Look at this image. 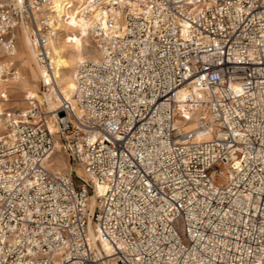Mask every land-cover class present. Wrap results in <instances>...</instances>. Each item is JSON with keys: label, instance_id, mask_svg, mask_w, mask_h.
I'll list each match as a JSON object with an SVG mask.
<instances>
[{"label": "built area", "instance_id": "obj_1", "mask_svg": "<svg viewBox=\"0 0 264 264\" xmlns=\"http://www.w3.org/2000/svg\"><path fill=\"white\" fill-rule=\"evenodd\" d=\"M90 3L81 117L0 107V264H264V0ZM52 4L0 0V79L27 25L51 84Z\"/></svg>", "mask_w": 264, "mask_h": 264}, {"label": "bare ground", "instance_id": "obj_2", "mask_svg": "<svg viewBox=\"0 0 264 264\" xmlns=\"http://www.w3.org/2000/svg\"><path fill=\"white\" fill-rule=\"evenodd\" d=\"M91 0H52V6L57 11L58 29L55 37L50 41L55 55L54 79L46 91L39 88L38 80L41 69L35 62L34 51L29 38V27L22 25L16 33V45L11 59L17 61V76L15 80L0 82V107H14L22 113L33 107H38L47 113L51 129H56L54 119L57 117L56 109L62 101H68L77 117L82 112L75 104L74 72L78 63L86 59L98 57V51L87 34L88 22L81 14L83 6L91 5ZM93 3L95 0H92ZM30 46V48H29ZM34 62V64H33ZM185 90L179 91L183 97ZM12 110V109H11ZM16 110V109H15ZM49 168L56 172L67 171L70 167L68 161L58 150L48 161ZM77 173L82 175L81 167L77 166ZM93 193L89 195V206L96 202V196L101 194L103 187L99 183L93 186ZM88 235L98 245V229L95 224H89ZM106 249L105 244H101Z\"/></svg>", "mask_w": 264, "mask_h": 264}, {"label": "rangeland", "instance_id": "obj_3", "mask_svg": "<svg viewBox=\"0 0 264 264\" xmlns=\"http://www.w3.org/2000/svg\"><path fill=\"white\" fill-rule=\"evenodd\" d=\"M61 31V30H60ZM29 48H30V46H29ZM14 63H15V66H16V63H17V61L15 60L14 61ZM33 64H34V62H33ZM16 69H17V67H16ZM3 80H6V79H0V82L1 81H3ZM8 81L9 80H15V79H10V78H8L7 79ZM38 85H39V88H40V90H42V91H46L47 90V87H44L42 84H41V82H40V79L38 80ZM4 108H7L8 110H10V111H14V112H21L19 109L17 110V108H15L14 109V107H8V106H5ZM12 109V110H11ZM61 154L63 155V157L68 161V163L70 164V160L68 159V157L66 156V154H64L63 152H61ZM79 167H81L80 165H78ZM76 169H77V167H76ZM81 169H82V167H81ZM83 171V170H82Z\"/></svg>", "mask_w": 264, "mask_h": 264}]
</instances>
